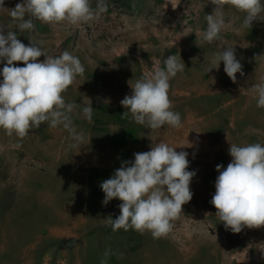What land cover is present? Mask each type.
<instances>
[{"label":"rangeland","instance_id":"rangeland-1","mask_svg":"<svg viewBox=\"0 0 264 264\" xmlns=\"http://www.w3.org/2000/svg\"><path fill=\"white\" fill-rule=\"evenodd\" d=\"M20 2L4 0V6ZM90 3L94 12L98 3L106 10L78 25H49L26 14L34 28L23 31L0 11V28L15 32L22 43L37 44L53 57L68 51L85 68L63 93L66 103L78 105L71 119L82 141L48 122L24 138L0 129V264H264V227L226 230L210 203L216 165L227 167L230 144L264 145V108L257 107L252 91L264 78V20L243 28L245 14L225 5L222 39L208 44L195 34L207 27L205 17L215 7L210 0ZM225 45H234L243 65L244 75L237 73L235 83L223 62L207 71L213 53ZM169 55L185 64L169 91L182 126L151 130L130 114L123 117L127 110L120 101L131 94L130 85L146 70L163 67ZM89 99L91 122L82 113ZM159 142L189 153L188 170L196 173L191 201L166 237L113 231L106 218L120 214L121 201L103 205L101 182L123 162L134 161V153ZM188 142L192 147H181Z\"/></svg>","mask_w":264,"mask_h":264},{"label":"clouds","instance_id":"clouds-1","mask_svg":"<svg viewBox=\"0 0 264 264\" xmlns=\"http://www.w3.org/2000/svg\"><path fill=\"white\" fill-rule=\"evenodd\" d=\"M215 7L206 15L207 27L197 30L195 36L202 42L212 44L222 39L225 28V5L245 14L242 27L251 28L253 21L264 20L262 0H210ZM106 10V5L91 7L90 0H21L14 8L4 6L0 0V11H7L14 21H18L21 31L32 29L30 14L49 25L67 22L78 25L98 17ZM234 45H225L221 51L213 53L208 72L223 70L236 82L237 73L244 75L243 65L237 59ZM41 56L45 57L42 61ZM14 62H22L18 67ZM0 63H4L0 76V129L6 134L20 138L28 135L32 128H39L44 122L55 128L62 125L72 138L80 142L82 133L73 127L71 113L78 107L66 103L63 93L83 76L85 68L79 58L68 51L58 57L48 55L41 46L25 45L15 32L0 28ZM185 64L181 57L169 55L163 60V67L147 72L136 80L131 94L125 95L120 104L127 110L135 123L157 130L165 125L172 128L182 126L181 115L172 110L169 97L170 81L183 72ZM256 105L264 108V78L252 86ZM92 102L82 108L84 117L91 122ZM181 147H192L187 143ZM187 151H176L167 143L159 142L149 151L134 153V161H125L114 174L103 180L100 187L104 193L103 205L118 199L120 214L106 222L113 231L132 229L140 234L150 232L153 239L166 237L175 221L183 212V205L191 201L190 189L195 171H189L190 161ZM231 161L224 167L216 165L219 173L215 180V193L210 203L216 209L215 216L226 230L240 233L244 228L264 227V145L250 143L244 146L230 144ZM209 215V214H206ZM109 256L105 252V257ZM102 264H105L102 261Z\"/></svg>","mask_w":264,"mask_h":264}]
</instances>
